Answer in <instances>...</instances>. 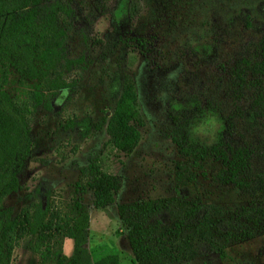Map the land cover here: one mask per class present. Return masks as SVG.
I'll use <instances>...</instances> for the list:
<instances>
[{
	"label": "trees",
	"instance_id": "trees-1",
	"mask_svg": "<svg viewBox=\"0 0 264 264\" xmlns=\"http://www.w3.org/2000/svg\"><path fill=\"white\" fill-rule=\"evenodd\" d=\"M109 1L0 0V264H10L24 239L37 264H119L115 254L93 262L86 248L90 216L82 206L84 196L91 193L93 207L105 209L113 206L121 187L118 176L101 171L97 157L79 169L73 186L77 197L67 206L49 202L48 193L45 202L19 210L3 205L21 188L19 175L32 148L33 113L41 106L52 111L46 95L71 88L98 61L116 67L108 75L106 108L95 120L67 119L61 127L80 128L81 138L105 130L113 147L126 155L138 145L144 122L134 80L123 64L128 48L137 49L145 59L154 52L147 39L124 37L116 27L106 44L91 37L88 27L109 12ZM130 1L127 17L134 19L138 4ZM244 23L250 27L249 16ZM213 33L212 47L219 51L220 35ZM206 47L184 44L192 55ZM217 66L215 88L180 95L171 107L167 136L178 158L173 196L116 207L133 264H182L209 252L223 260L230 244L264 231V33L244 52ZM14 76L32 86L22 97L7 88ZM205 113L221 123L210 144L197 142L188 133L191 116ZM219 188L228 189L235 202L224 204ZM66 239L73 243L69 257L62 251Z\"/></svg>",
	"mask_w": 264,
	"mask_h": 264
},
{
	"label": "rangeland",
	"instance_id": "rangeland-1",
	"mask_svg": "<svg viewBox=\"0 0 264 264\" xmlns=\"http://www.w3.org/2000/svg\"><path fill=\"white\" fill-rule=\"evenodd\" d=\"M130 2L110 0L109 12L97 16L88 30L92 38L106 44L116 27L124 37L147 39L154 52L145 59L137 49L128 48L123 64L124 72L134 80L137 109L144 122L139 128L138 145L126 155L113 147L105 130L81 138L80 128L61 127L67 119L95 120L106 108L108 75L116 67L109 61H98L71 88L54 96L46 95L51 100L52 111L41 106L33 113L32 148L19 175L20 191L3 202L5 207L19 210L28 204L45 202L48 193L49 202L65 207L77 197L73 186L79 169L88 164L90 157H97L101 171L118 176L121 187L113 206L105 209L93 207L91 193L84 196L82 206L90 216L86 248L93 262L115 254L119 264H133L127 232L118 220L116 207L136 200L173 196L174 166L178 158L175 145L167 136L172 105L180 95L215 88L217 63L244 52L264 33V0H137L138 14L134 19L127 17ZM245 16L250 18L248 28ZM215 31L220 35L216 41L219 51L212 47ZM195 42L207 47L196 55L187 54L184 44ZM75 45L74 40L72 48ZM7 88L11 94L22 97L32 86L14 76ZM191 122L188 133L203 144H210L221 127L210 113L194 114ZM227 191L219 188L217 193L222 195L224 204H231L235 197ZM27 243L28 239L20 241L10 264H37ZM72 250V241L66 240L63 254L69 257ZM182 264H264V231L230 244L223 260L209 252Z\"/></svg>",
	"mask_w": 264,
	"mask_h": 264
},
{
	"label": "crops",
	"instance_id": "crops-1",
	"mask_svg": "<svg viewBox=\"0 0 264 264\" xmlns=\"http://www.w3.org/2000/svg\"><path fill=\"white\" fill-rule=\"evenodd\" d=\"M66 240H68V239H66ZM66 240H65L64 243H63V249H64V247H65V242H66Z\"/></svg>",
	"mask_w": 264,
	"mask_h": 264
}]
</instances>
